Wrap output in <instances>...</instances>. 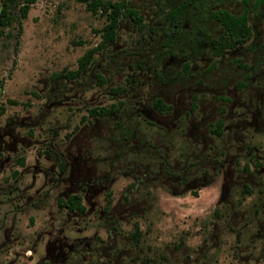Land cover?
Here are the masks:
<instances>
[{
  "label": "rangeland",
  "instance_id": "1",
  "mask_svg": "<svg viewBox=\"0 0 264 264\" xmlns=\"http://www.w3.org/2000/svg\"><path fill=\"white\" fill-rule=\"evenodd\" d=\"M26 1L0 25V264H264V3L194 0L167 45L182 0H126L144 26L121 17L68 78L105 16ZM216 9L252 27L220 56ZM73 193L83 213L57 204Z\"/></svg>",
  "mask_w": 264,
  "mask_h": 264
},
{
  "label": "trees",
  "instance_id": "2",
  "mask_svg": "<svg viewBox=\"0 0 264 264\" xmlns=\"http://www.w3.org/2000/svg\"><path fill=\"white\" fill-rule=\"evenodd\" d=\"M16 0H0V25H5L11 20L10 12L8 11V3ZM33 0H27L20 6V15L25 17L28 13L30 3ZM86 2L87 9L93 13H99L105 16L106 22L100 29V41L86 49V51L78 58V67L69 71L68 78L79 75L91 63L94 53L102 48L108 42L114 41L116 38L117 28L121 17H129L139 28L144 26L142 22V15L131 8L126 0H83ZM170 1V0H166ZM194 2V0H182L176 5L170 7L164 12L166 20L165 43L171 45L177 37L178 32L184 28L183 19L185 16V9ZM264 3V0H256L255 6ZM124 8V9H123ZM212 17L220 24V29L216 35L210 40L211 53L214 56L222 55L228 48L236 47L247 42L252 36V27L248 21L246 12L241 14H234L226 9H216L211 12ZM154 105L158 109L167 108L165 102L160 98L154 99ZM119 110V105L112 104L106 107H93L89 110L92 116H104L112 114ZM213 132L221 134L222 121L219 120L214 127L211 128ZM248 166V164H245ZM57 204L66 207L70 212L83 213L84 205L81 203V194L73 193L67 197H58ZM216 213V209H215ZM138 223H135V231L133 237L139 236Z\"/></svg>",
  "mask_w": 264,
  "mask_h": 264
}]
</instances>
